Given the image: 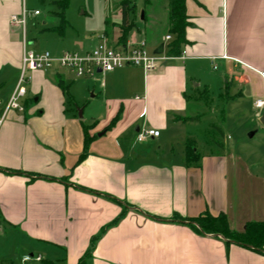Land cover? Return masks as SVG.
Segmentation results:
<instances>
[{
	"label": "crops",
	"instance_id": "1",
	"mask_svg": "<svg viewBox=\"0 0 264 264\" xmlns=\"http://www.w3.org/2000/svg\"><path fill=\"white\" fill-rule=\"evenodd\" d=\"M24 6L27 0H0V116L24 52L50 30L34 17L41 12L29 15L37 20L30 37L27 23L25 29L13 23ZM141 7L109 1L101 33L76 38L73 51L84 54L103 41L119 47L146 40L149 47L156 39L167 58L154 69L124 66L94 77L59 67L27 72L24 108L11 109L0 124V226L51 256L27 251L44 258L36 264H78L99 234L88 264H264V252L189 223L225 213L230 229L242 232L247 222L264 220V168L234 150L218 124L227 110H214L221 98L236 115L246 105L253 122L264 116L254 107L264 97V0H186L184 58L168 54L169 0H143ZM201 103L217 121L211 126L224 132L222 148L212 137L203 148L185 129L198 122ZM83 105L87 117L76 114ZM140 128L160 133L138 142ZM188 137L196 141L197 163L188 160Z\"/></svg>",
	"mask_w": 264,
	"mask_h": 264
},
{
	"label": "rangeland",
	"instance_id": "2",
	"mask_svg": "<svg viewBox=\"0 0 264 264\" xmlns=\"http://www.w3.org/2000/svg\"><path fill=\"white\" fill-rule=\"evenodd\" d=\"M109 1L112 2L113 0H27L29 10L34 11L38 9L41 12V15L38 17L33 16L41 21L45 20L47 26H50V30L42 33L40 37L38 36V42L29 46V48L34 49V51L42 52L48 50L53 54H58V52L67 50L73 51L75 49L74 41L76 38L82 39L101 33L100 29L103 26L104 7ZM119 1L122 2L123 0ZM134 2L137 4V9L142 11L141 6L143 5V0H134ZM59 4H63V6ZM147 10L150 11L151 7L147 6ZM140 14L142 15V12H140ZM33 16H28L27 18L29 37L31 36L30 34H32L30 33V29L33 27L34 23H37V20ZM137 26L140 28L144 26L141 19L138 20ZM55 29L56 32H54ZM162 32L163 31H160L159 33L161 34ZM96 45H93L91 49ZM156 46L157 40L150 39L148 49L151 53L154 52ZM217 74H219V72H217ZM81 79L82 78H79L77 81ZM201 80L204 86V74H202ZM212 89V92L215 94L219 93V89L215 87ZM90 94H88V97ZM215 98H217V95ZM215 101V104H218L214 106V110L217 113H220V110L222 111L224 108L227 110L226 115L221 116L227 121L221 120L218 124H222L223 127H226V135L230 137L228 141L233 145L234 150L238 151L237 153L245 160L256 162V166L259 164L264 168V123L258 120L253 122L249 113H246V105H242L244 112L241 115H236V112H233L232 109V105L234 104H226L227 102L221 98L215 99ZM84 106L85 105L79 110L83 112ZM199 106L200 110L197 112L196 116L201 120L197 123L186 125L185 129L188 128L187 130L192 133L200 141V145L205 148V143L210 144V137H218L219 133L211 126L217 123V121L209 117L207 105L201 103ZM79 112L80 111L76 114L79 115ZM82 117L87 116L82 113ZM255 130L256 134L250 136V133L255 132ZM133 141L134 137L130 136L129 146L133 144ZM166 145L169 148L172 147L171 144L167 143ZM178 146L175 147V150H179ZM27 251L41 253L46 259H50L51 257L43 248H37L26 242L24 236L20 233H15L14 231L9 232L0 226V264H7L10 260L20 258Z\"/></svg>",
	"mask_w": 264,
	"mask_h": 264
},
{
	"label": "built area",
	"instance_id": "3",
	"mask_svg": "<svg viewBox=\"0 0 264 264\" xmlns=\"http://www.w3.org/2000/svg\"><path fill=\"white\" fill-rule=\"evenodd\" d=\"M39 13V10L31 11L24 6L21 15L13 14L11 20L25 29L27 17L30 14L38 15ZM165 39L170 41L172 39L171 34L166 35ZM163 54H150L146 40L127 42L119 47L111 46L106 41H103L84 54L76 51H65L60 54H53L48 50L38 53L25 51L22 57L18 85L2 110L0 124L11 109L22 110L24 108L21 104V99L27 92L25 85L31 79L27 75L28 71L59 67L72 71L77 77H94L98 72L106 73L124 66H139L144 70H152L157 66L159 60L167 58ZM179 57L184 58V52ZM262 75H264V72H262ZM254 107L263 109L264 97L257 98L254 101ZM159 133V130L154 128H140L137 132L136 140L143 142L148 138L158 136ZM43 260L44 258L41 255L26 253L21 257L19 264L43 263Z\"/></svg>",
	"mask_w": 264,
	"mask_h": 264
},
{
	"label": "trees",
	"instance_id": "4",
	"mask_svg": "<svg viewBox=\"0 0 264 264\" xmlns=\"http://www.w3.org/2000/svg\"><path fill=\"white\" fill-rule=\"evenodd\" d=\"M59 5L63 6V4H59ZM169 21H170L169 32L171 34L172 39L168 43V54L170 56H176L181 53L182 47L187 41L186 28L190 22L186 10V0H169ZM122 29H123V33L121 40L122 42H124L127 38L130 26L128 25L126 28L125 26H123ZM187 119H192V118H187ZM196 120L199 121L200 118H196ZM115 122L116 119L112 120V122L108 125V127H111L113 124H115ZM212 127L215 131L219 133V135L217 138H211V139L212 141L214 140L213 142L217 144L219 148H222L223 143L220 142V139L223 137L224 132L222 128L217 125H214ZM85 135H86V144H85V148H86L87 143L91 138L88 136L87 127L85 128ZM195 147H196L195 139L192 137H188L186 140V148H187L188 160L191 163H197L199 161V154L194 150ZM85 154L86 151L84 150V152H82V154L80 155V158H83ZM118 220L119 218L115 220L113 223L117 222ZM189 223L199 232L221 235L228 243L233 242L243 246H247L249 248L255 249L260 252H264V220L247 222L245 229L242 232L234 231L230 229L228 219L225 213H220L218 215L205 213L197 217L190 218ZM104 229L102 231H104ZM99 237L100 234L93 237L90 247L80 258L78 264L89 263V259L92 254L94 244Z\"/></svg>",
	"mask_w": 264,
	"mask_h": 264
},
{
	"label": "water",
	"instance_id": "5",
	"mask_svg": "<svg viewBox=\"0 0 264 264\" xmlns=\"http://www.w3.org/2000/svg\"><path fill=\"white\" fill-rule=\"evenodd\" d=\"M164 52V44H161L156 50H155V53H163ZM80 115H82V110L80 111L79 113ZM261 121L264 122V116L263 118L261 119ZM138 129V128H137ZM254 132H251L250 133V136H253Z\"/></svg>",
	"mask_w": 264,
	"mask_h": 264
}]
</instances>
